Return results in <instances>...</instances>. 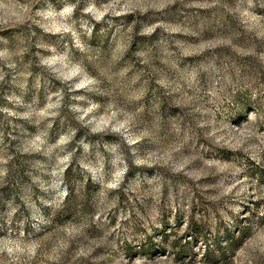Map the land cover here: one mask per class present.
Returning a JSON list of instances; mask_svg holds the SVG:
<instances>
[{
    "label": "rangeland",
    "instance_id": "1",
    "mask_svg": "<svg viewBox=\"0 0 264 264\" xmlns=\"http://www.w3.org/2000/svg\"><path fill=\"white\" fill-rule=\"evenodd\" d=\"M0 264H264V0H0Z\"/></svg>",
    "mask_w": 264,
    "mask_h": 264
}]
</instances>
